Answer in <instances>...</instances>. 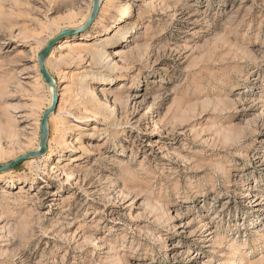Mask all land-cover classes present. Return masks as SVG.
<instances>
[{
	"label": "rangeland",
	"instance_id": "1",
	"mask_svg": "<svg viewBox=\"0 0 264 264\" xmlns=\"http://www.w3.org/2000/svg\"><path fill=\"white\" fill-rule=\"evenodd\" d=\"M91 8L0 0V264H264V0Z\"/></svg>",
	"mask_w": 264,
	"mask_h": 264
},
{
	"label": "water",
	"instance_id": "2",
	"mask_svg": "<svg viewBox=\"0 0 264 264\" xmlns=\"http://www.w3.org/2000/svg\"><path fill=\"white\" fill-rule=\"evenodd\" d=\"M100 7V0H93V8L91 15L89 16L88 20L86 21L84 28L88 27L90 23L93 21V19L97 16L98 10ZM66 32V31H65ZM65 32H61L59 35L51 39L47 45L40 51L39 56H38V63L40 67V72L48 86L52 87V102L48 108L44 111V114L41 119V125H40V144L39 148L26 152L13 161L4 164L0 166V171H3L5 169H8L10 167L15 166L16 164L24 161L25 159L33 156H40L46 153L47 148H48V133H49V128H48V121H49V116L51 113H53L58 106L59 102V90H58V85L55 81V79L52 77L50 74L47 66H46V60L51 53L52 49L56 45L57 41L59 40L60 37Z\"/></svg>",
	"mask_w": 264,
	"mask_h": 264
},
{
	"label": "bare ground",
	"instance_id": "3",
	"mask_svg": "<svg viewBox=\"0 0 264 264\" xmlns=\"http://www.w3.org/2000/svg\"><path fill=\"white\" fill-rule=\"evenodd\" d=\"M100 3H102V0H100ZM92 9V8H91ZM99 34H102V33H100V32H98L97 34L96 33H94L93 35H92V37H97ZM69 37H71L70 35H68L67 36V38H66V41L64 42V43H66V42H68V39H69ZM55 79V78H54ZM55 81H56V83H57V85H58V90H59V81H57L56 79H55ZM50 88H51V93H52V87L50 86ZM39 148V147H38ZM37 148V149H38ZM50 155H52V154H50Z\"/></svg>",
	"mask_w": 264,
	"mask_h": 264
}]
</instances>
